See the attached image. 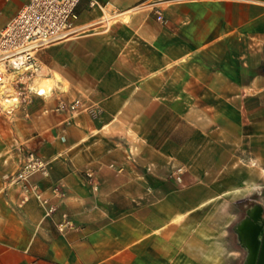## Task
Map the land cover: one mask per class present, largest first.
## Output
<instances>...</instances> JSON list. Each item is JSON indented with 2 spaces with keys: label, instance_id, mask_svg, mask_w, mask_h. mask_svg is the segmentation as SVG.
Listing matches in <instances>:
<instances>
[{
  "label": "crops",
  "instance_id": "crops-1",
  "mask_svg": "<svg viewBox=\"0 0 264 264\" xmlns=\"http://www.w3.org/2000/svg\"><path fill=\"white\" fill-rule=\"evenodd\" d=\"M95 2L37 55L52 95L0 108V264H229L231 220L264 219V0ZM28 152L45 206L9 180Z\"/></svg>",
  "mask_w": 264,
  "mask_h": 264
},
{
  "label": "built area",
  "instance_id": "built-area-1",
  "mask_svg": "<svg viewBox=\"0 0 264 264\" xmlns=\"http://www.w3.org/2000/svg\"><path fill=\"white\" fill-rule=\"evenodd\" d=\"M81 0H28L26 5L6 24L0 33V108L12 114L20 106L30 103V96L50 97L52 89L37 84L43 77V69L37 55L46 48L70 38L73 34L72 19ZM95 6V0H89ZM124 13H103L96 23L104 30L110 24L123 18ZM156 20L163 22L157 12ZM11 77V78H9ZM12 92L8 91V88ZM81 111L97 114L98 109H89L81 100L69 103L59 101L54 112H68L71 115ZM45 163L33 152L24 156L18 171L10 177V182L20 184L22 189L33 191L42 205L47 201L41 197L37 187L28 186L31 176L43 172ZM179 172V169L177 170ZM30 187V188H29ZM53 211L49 208L47 215ZM68 225L66 221L60 228Z\"/></svg>",
  "mask_w": 264,
  "mask_h": 264
},
{
  "label": "water",
  "instance_id": "water-1",
  "mask_svg": "<svg viewBox=\"0 0 264 264\" xmlns=\"http://www.w3.org/2000/svg\"><path fill=\"white\" fill-rule=\"evenodd\" d=\"M232 232L236 235L237 245L247 253L243 264H264V219L261 207L254 205L248 208Z\"/></svg>",
  "mask_w": 264,
  "mask_h": 264
},
{
  "label": "rangeland",
  "instance_id": "rangeland-1",
  "mask_svg": "<svg viewBox=\"0 0 264 264\" xmlns=\"http://www.w3.org/2000/svg\"><path fill=\"white\" fill-rule=\"evenodd\" d=\"M75 14V12H74ZM11 78V77H9ZM242 215L236 216L231 220V224L229 227V237H228V243H229V256L225 255L226 250H224V260L228 259L229 264H241L243 255L240 251H238V246L236 244L234 235L232 234V228L235 226V224L241 219Z\"/></svg>",
  "mask_w": 264,
  "mask_h": 264
},
{
  "label": "flooded vegetation",
  "instance_id": "flooded-vegetation-1",
  "mask_svg": "<svg viewBox=\"0 0 264 264\" xmlns=\"http://www.w3.org/2000/svg\"><path fill=\"white\" fill-rule=\"evenodd\" d=\"M243 217H244V216H243ZM243 217H242V218H243ZM242 218H241V219H242ZM241 219H240V220H241ZM240 220H239V221H240ZM239 221H238V222H239ZM238 222H237V223H238ZM237 223H236V224H237ZM232 234L234 235V238H235V241H236V235H235L233 232H232ZM236 244H237V243H236ZM237 246H238V245H237ZM238 248L240 249V252H241L242 255H243V258H242V261H241V264H243L244 261H245V258H246L247 253H246V252H245L240 246H238Z\"/></svg>",
  "mask_w": 264,
  "mask_h": 264
},
{
  "label": "bare ground",
  "instance_id": "bare-ground-1",
  "mask_svg": "<svg viewBox=\"0 0 264 264\" xmlns=\"http://www.w3.org/2000/svg\"><path fill=\"white\" fill-rule=\"evenodd\" d=\"M87 28V27H86ZM81 30V29H80ZM76 31V30H75Z\"/></svg>",
  "mask_w": 264,
  "mask_h": 264
}]
</instances>
